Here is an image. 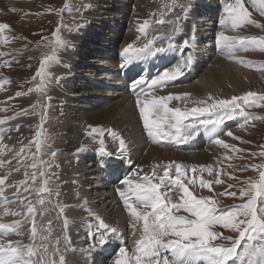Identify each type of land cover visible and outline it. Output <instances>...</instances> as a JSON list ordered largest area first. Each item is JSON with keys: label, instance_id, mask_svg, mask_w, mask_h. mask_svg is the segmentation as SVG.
I'll list each match as a JSON object with an SVG mask.
<instances>
[{"label": "snow or ice", "instance_id": "1", "mask_svg": "<svg viewBox=\"0 0 264 264\" xmlns=\"http://www.w3.org/2000/svg\"><path fill=\"white\" fill-rule=\"evenodd\" d=\"M177 7L184 13V17L166 19L167 14L174 15ZM64 10L66 8L61 12ZM190 11V0L188 4L179 5L176 0H165L159 10V18L155 12L150 16L158 25L167 24V31L149 36L150 19L138 23L136 31L139 35L136 40L128 43L119 54L122 61L120 67L126 68L146 57L171 51L174 37L180 31L181 20L186 18ZM253 11L264 18V0H232L227 3L224 8L225 15L218 21L219 25L222 29L230 28L233 32L244 29L245 33L227 35L221 30L215 37V46L221 56L248 68L254 67L255 62L239 57V52L264 54V36L246 34L250 26L264 31V23L253 18ZM61 27L62 24L52 32L50 40L42 36L41 41L37 42L38 48L41 43L47 42L45 47H49L50 51L43 53L39 67L31 77L34 86L27 91H17L15 98L32 93L38 96L46 95L51 76L49 68L58 62L57 51L67 44L61 34ZM6 31H10V25L0 23V36H3L5 43L9 40V37L3 35ZM157 41L160 43L157 44ZM194 47L195 32L191 39L183 41L181 57L174 66L158 72L151 78L140 76L131 82L129 90L134 96V108L142 131L152 143L178 146L194 139L203 130L213 144L225 150L243 152V149L234 148L221 138L227 136L235 140L240 139L232 131H225L222 126L227 120L236 118L242 121L238 125L242 129L252 120H264V116H257L250 111L252 108L264 109V94L249 91L242 96L233 95L229 99L217 98L211 92L203 97L195 96L191 92L165 94V90L175 86L196 62V56L190 50ZM6 55L11 57L10 53L0 51V58ZM10 66L7 60L0 63V68ZM260 70H264V64ZM8 83L10 81L5 78L0 81V86ZM47 100L50 102L51 97H47ZM174 101L177 103L174 104ZM47 107V104L42 105L37 99L19 113L0 118V170L7 169L0 174V218H14L10 223L0 222V264H67L65 254L70 250V237L57 235L53 240L54 221L49 219L45 224L43 218L48 213L46 210L40 211L45 203L44 197L53 195L50 185L55 173L51 169L57 155L55 151L50 150L44 129ZM37 109L40 111L37 112ZM29 115H39L40 122L36 126L34 136L19 151H13L3 142L5 132H19L21 125L17 123L10 128L5 126L20 116ZM89 129L87 134L94 141L98 140L97 151L102 158L114 157L121 161H130L128 142L117 129L92 125H89ZM106 137L116 143L114 152L107 150ZM33 146L35 152L31 151ZM260 148L258 153L252 152L250 155L264 158V145ZM46 150L50 157L47 160L43 159ZM7 153H11V158L5 160L3 157ZM225 159L230 157L226 155ZM13 160L16 162L14 167ZM100 165L104 167L103 159ZM22 168L24 179L7 184L12 173L19 172ZM249 168L256 172L257 176L240 181L241 186L237 190L229 191L236 186L227 184L225 191L204 196L197 189H207L209 193H213L214 184L224 183L221 173L212 165H201L197 168L195 165L189 167L177 161H170L154 164L150 172H145L137 166L134 174L119 180L123 187L116 188L131 229V250L127 247V241H124L118 226L106 223L99 214L86 209L94 223H88V248L81 250L87 253L85 264H97L93 254L97 250L103 252L113 241L122 243L114 252L115 259L112 264H264V163L247 165L239 171H247ZM204 172H207L209 177L215 174V178H204ZM229 179L238 178L229 174ZM9 188L13 189L11 199L5 195ZM32 193L36 194L35 204L31 199ZM56 196L58 198L59 193H56ZM216 196L238 198L241 203L219 208ZM65 207L59 203L55 205L58 210L57 219L64 215ZM67 227L68 221L64 219L60 232H66ZM217 227L220 230H217ZM225 231L234 233L235 236L225 235ZM25 234L28 236L27 242L9 238ZM71 251L75 253L76 249ZM56 257L59 258L58 261ZM100 264H104L103 259Z\"/></svg>", "mask_w": 264, "mask_h": 264}, {"label": "rangeland", "instance_id": "2", "mask_svg": "<svg viewBox=\"0 0 264 264\" xmlns=\"http://www.w3.org/2000/svg\"><path fill=\"white\" fill-rule=\"evenodd\" d=\"M88 1L90 0H10V1L7 0V3H6V5L8 4L7 10H5L4 8L0 9V23H8L10 25V31H6L3 34L4 36L9 37L8 42L5 43L3 41V36H0V45H1L0 50L2 47L5 53L11 54V57L6 55L5 57L0 58V63H3L5 60H7L10 62V65H11L10 67L0 68V81H2L5 78H7L10 81V83L3 84L2 86H0V89H1L0 99H4L5 97H13L15 99V100L11 99L10 102H7L6 104H5L6 99H4L1 102V104L6 107L8 113H12L16 109L19 110L20 112L21 109L28 108L29 105L31 103L36 102L37 99H39L40 104L48 105L46 109V122L44 124V129L49 128V131H48L49 134L50 133L54 134L53 129H56L55 134L57 135V136H54V139L48 138V142H53V141L55 142L54 151L57 153L56 157L54 158V166L51 169V171L55 173V176L52 178V183L50 187L52 188L53 196L55 197V199L59 200L57 203L65 205L66 207H68L67 204L69 202L66 197V191L62 188V181H61L60 173L64 169L67 170L71 167L70 162L72 161V158L75 152H77V150L82 149L81 147L82 144H85V143L88 144L89 142L94 143L95 141L86 140V139H84V141L82 140L83 138L81 137V135H83L85 131L84 125L75 126V131L69 130V126L66 121L67 120L66 114L62 108L63 102L60 103L61 98L58 97L57 93L55 92H56L57 84L61 79V75H62L61 69L63 68L64 65H66L65 62L68 61L66 59L67 48L71 47V44H70L71 37L75 34H78L79 33L78 30L80 31L82 27L81 21L83 19V15L86 12V9L88 8L87 6ZM147 1L150 2L148 4L153 9L152 13L153 12L157 13V18H159V10L161 9L165 0H147ZM191 1L192 0H190V2ZM139 2L140 0H120L117 4H115L114 7L112 5L113 3H109L108 5H104V6L100 4L97 8V11L103 12L105 17L109 18V21H108L109 23H113L115 19L116 26L122 27L124 24H127V27H130L131 24L138 26V23H142L145 20L143 14L140 13V10L141 9L144 10L145 8L140 6ZM169 2H171V0H169ZM188 2L189 0H176V3L178 5L187 4ZM227 3L229 2L227 1L225 3L218 2L219 8L216 6H213L209 8H203V9L196 10L195 14L198 15L196 24L194 26H189L188 29L183 32V35H181L180 41L178 42L176 46V48L179 49V52L181 49L180 42H183L185 39H189L190 35L192 34L193 31L195 32V28H196V32L198 31L200 34L199 39L200 37H202L200 39L201 42L203 43L202 49H207V50H200L202 51V55L204 56V59H207L204 65L206 66V64L208 63L206 67L205 66L202 67V69L200 70L201 72L200 71L197 72V76L194 79H190L188 82H184L181 85V87H183L184 85L188 86L192 84L193 82H196L197 80H199L198 76L204 73L205 71L204 68H210L212 66L213 55L215 53L218 54L217 52H219V50L215 46V37H216V34L222 30L218 21L220 18H222L225 15L224 8L227 5ZM192 5L193 4L191 2V6ZM65 8L66 10L61 12V10ZM251 10L252 9L250 8V11ZM109 13H113V14H109ZM183 15L184 13L181 11L179 7H177L174 11V15L169 13L166 15V17L175 19L176 16L184 17ZM253 18L254 19L258 18V20L262 19V23L264 21V18H260L258 13H255L254 11H253ZM150 21H151V24L152 23L153 25L156 24L155 19H153L152 17L150 18ZM184 21H187V19L186 18L182 19L181 23H183ZM211 22H214V23H211ZM68 23H71L72 25L69 26ZM61 24H62L61 34L63 38L65 39V41H67V44L63 48H60L57 51L56 55L58 57V62L52 64L51 67L49 68V72L51 73V76H50L49 83L46 89V95L38 96V94L32 93L29 96L15 98V93L17 91H27L28 88L34 86L31 83V77L35 74L36 70L38 69L43 53H47L50 51L49 47H45V44L47 42L41 43L39 48L37 47V42L41 41L42 36L48 37L50 40L52 36V32L58 26H61ZM206 24L210 25L209 29L208 27H205ZM105 25L106 24H101L99 25V27H102V26L105 27ZM127 27H126L127 29L126 33L128 32L129 29H132V28H127ZM150 28H152L151 25H150ZM104 29H105L104 34L102 32L101 33L99 32L98 36H96V34L94 35L91 32L92 29H90V31L89 29L85 31L86 34H85L84 41L86 42V44L89 42L93 46H96L97 48L102 49V52L100 51L96 52L94 50V53H92V55L91 53L89 54L91 55V57L88 58V62H87L88 66H91L93 64H98V61L95 59H101L103 54L107 55V52L111 50V49H108L104 51V47L105 49L113 48L114 51L117 49V47H109V45L107 44L108 41L101 43L102 41L101 40L99 42L100 39H103L102 37L105 38V34H106V37H107V34L111 35V29L107 27H105ZM199 29H202V30H199ZM223 30L226 31L225 29ZM244 33H245V30L241 29L238 35L244 34ZM112 34L115 35L113 31H112ZM227 35H231V34H227ZM13 37H15V39H13ZM125 37L126 36H122V38H125ZM102 44H107V46L102 47ZM78 49H81V50L78 51ZM78 49L77 51L79 52L78 54L81 56L80 58L84 59L83 58L84 48L79 46ZM210 52H211V59L209 60L208 56ZM249 53L250 51L247 52V54ZM256 62L257 63L260 62V64H262V62L264 63L263 59H259ZM196 63L197 62H195L194 64ZM29 65H31V67H29ZM192 67H194V65ZM240 67L241 68L243 67V68L242 70H238L236 72L234 79L233 78L231 80L226 79V78L222 79V77H219L218 79L212 80L210 78L209 80L210 82H213L212 83L213 85L211 84L208 85L206 93L195 95V96L203 97V95L206 96L209 92H211L217 98L229 99L233 95L242 96L243 94L249 91L264 94V75L261 76L258 79V81H254V79H252L249 75L250 68L244 67L242 65ZM195 69L196 68H194V71ZM251 69L257 71V68L255 67L254 68L251 67ZM99 72L100 74H104L98 70V73ZM85 74L88 75V72L85 71ZM80 85L90 86L89 84H86V81L85 83H81ZM112 91L122 94V90H112ZM111 95H114V94H111ZM100 96H101L100 93H96L95 97H100ZM47 97H51L50 102L47 100ZM116 99H119V98L116 97ZM9 104H12V105L8 106ZM2 108L3 106L0 105V109ZM39 111L40 109H37V112ZM250 111L257 116H264V109L252 108L250 109ZM13 113L15 114V112ZM4 117L5 116L0 115V118H4ZM227 121L229 122L226 126H230L231 124H234L227 131H232L233 134L235 136L240 137V139L235 140L232 137H227V136H222V139L226 140L225 142L234 146V148L243 149L244 150L243 152L229 151V150H225L219 145H213L215 149L209 152L207 154V157L204 156L200 158L198 157L199 154H197V158L195 159L190 158L186 162H180L184 165H188L189 167L195 165L197 166V168H199V166L201 165L213 164L212 165L213 168L214 169L216 168V171H219L221 173V178L224 180V183L221 185L214 184L213 193H209L207 189H203V190L197 189V191L201 195H204V196L213 195L214 193L218 194L220 192L225 191L227 184H233L236 186L235 188L230 189L229 191L237 190V188L241 186L240 181H243L248 177L257 176V173L252 171L251 168H249L247 171H239V169L247 165H251V164L264 163V158L259 157L258 155L256 157H252L250 155V153L252 152L258 153L261 150L260 146L264 145V120H252L249 124L245 125V128L243 129L238 126L239 123L242 122L240 118L234 119L232 121L230 120H227ZM39 122H40L39 115H35V116L29 115L25 117L20 116L18 117V119L14 120V122L10 121V125L6 128L14 127V125L17 123L21 125V128L19 132L17 131L5 132L6 140H9L13 137L11 141L5 144H7L8 147L12 149L13 151H19V149L23 145H27L29 143V140L32 139V137L34 136L35 130H36V126L39 124ZM144 138L145 137H143L142 138L143 140L141 141L142 149L140 151L142 155H144L147 151L148 153H150L149 150L152 147L162 148L160 146H155V144L152 145L149 142H145L146 140H148V138L147 137L145 139ZM6 140L4 139L3 142H5ZM200 147L202 148L203 144ZM172 148L170 149L173 150ZM180 148L189 149V148H184V147H180ZM31 151L35 152L34 146L32 147ZM200 151L201 150H197L196 153ZM214 154L216 156H214ZM62 155H64L63 159L58 157ZM226 155L230 157V159H225ZM45 156L48 159L50 158L47 153V150L45 152ZM156 156H159V155L151 156V154H149V159H154ZM3 158L5 160L10 159L11 153H7L6 156ZM28 162L30 163V161ZM15 164L16 162L15 160H13L12 161L13 167L15 166ZM6 170L7 169L5 168V170L0 172V174H3V172ZM229 174L236 176L238 179L236 180L229 179ZM203 177L206 179H214L215 174L213 175V177H209L207 172H204ZM22 179H24L23 168L19 172H13L12 175L9 177V180L6 183L12 184ZM38 183L36 186H38ZM7 191L12 192L13 189L9 188ZM56 193H59L58 198L56 196ZM33 196H34V193L31 194V198ZM216 199L218 200V207L220 206V208H227L229 206L237 205L241 203V201L238 198H231L227 196H216ZM108 200L110 201V199ZM70 210H72V208ZM217 230H220V229L217 227ZM224 234L235 236L234 233H230L227 231H225ZM72 235L77 236V231L76 232L74 231Z\"/></svg>", "mask_w": 264, "mask_h": 264}, {"label": "bare ground", "instance_id": "3", "mask_svg": "<svg viewBox=\"0 0 264 264\" xmlns=\"http://www.w3.org/2000/svg\"><path fill=\"white\" fill-rule=\"evenodd\" d=\"M119 1L120 0L88 1L87 2L88 8L86 9V12L83 15V19L81 21L82 27L80 31L78 30L79 32L78 34H75L71 37V42H70L71 47L67 48V53H66L67 54L66 59L68 61L65 62L66 64L64 65L65 67L63 66V68L61 69L62 71L61 79L57 84V88L55 92L57 93V96L61 98L60 103L63 102L62 108L66 114V118H67L66 121L69 126V130L75 131V126L84 125L85 126L84 134L83 135L80 134L81 137L83 138L82 140L84 141V139L93 140L92 137H90L87 134L90 131L89 125L96 127H105V128L111 127L117 129L122 134L124 139L128 142L129 145L128 156L130 157V161L134 160L135 164L143 168L145 172L152 169L151 165H154V163L155 164L167 163L170 161L186 162L190 158L191 159L197 158V154H199L198 157L200 158L204 156L207 157V154L215 149V147L213 146L215 144L212 143L210 137L207 134H205L203 130H201L200 136L196 140L195 144H192V146L188 147L189 149H183V148L176 149L172 147H166V145L162 143L160 144L154 143L155 146H160L162 148L152 147L149 150L150 153H148L147 151L144 155L141 154L140 151L142 149L141 141L143 140L142 139L143 137L146 138V135L142 131V127L138 119V114L134 108V100L123 88L125 82L122 79H120L118 76L114 75L115 70H117V68L118 69L120 68V64L122 62L119 55L120 52L128 43L135 41L137 35H139L136 31L137 26L133 24H131L130 27H127V24H124L122 27L116 26L115 19L113 23H109L108 22L109 18L105 17L103 12L97 11V8L100 4L104 6V5H108L109 3H113L112 5L114 7L115 4H117ZM226 1L229 3L231 2V0H226ZM191 2L193 5L191 6V11L188 13L186 17L187 21L181 23L180 31L174 37L173 49L165 54L148 57L147 60H141L137 62L138 66L141 69H144L145 72L148 71V69H150L152 65H155L156 67L161 66L167 61V58L170 56L176 57V62H178L181 57V54L179 52V49L176 48V46L180 41V37L181 35H183V32L187 30L189 26H194L196 24L198 18V15L195 14L196 10L209 8L213 6L219 8L218 0H192ZM6 3L7 0H0V9L4 8L5 10H7L8 4L6 5ZM148 3L150 2H148L147 0H140L139 2V5L145 8L144 10L143 9L140 10V13L143 14L144 19L151 18L150 14L152 13L153 9L149 6ZM109 14H113V13H109ZM260 21L262 22V19H260ZM101 24H106L105 27L111 29V35L107 34L106 37L105 34V38L102 37L103 39H100L99 42L101 40H102L101 43L108 41L107 44L109 45V47H117V49L114 51L113 48L105 49L104 47V51L108 49L111 50L107 52V55L103 54L101 59H95L98 61V64H93L91 66H88L87 65L88 58L91 57L92 53H94V50L96 52L97 51L102 52V49L93 46L89 42L86 44V42L84 41L86 34L85 31L87 29H89V31L90 29H92L91 32L94 35L96 34V36H98L99 32L100 33L102 32L104 34L105 27L104 26L99 27V25ZM208 25L206 24L205 27H208L209 29L210 25L209 26ZM126 27L132 29H129L128 32L126 33L127 31ZM167 29H168L167 24L163 27L162 26L156 28L153 27L149 32V36H151L153 33L167 31ZM224 29L226 30L225 31L226 34H231V35H238L240 31L238 30L237 32H233L230 30V28H224ZM112 31L115 33V35L112 34ZM193 32L190 35L188 31L190 35L189 39L192 38ZM246 34L264 36V31H261L260 29L250 26L247 29ZM199 35H200L199 32L198 31L196 32V28H195V47L190 50L194 52L197 63L194 64V67H192L191 70L187 71L186 74L184 75V76L190 75V79H194L197 76V72L200 71L202 67L205 66L204 64L207 61V59H204V56L202 55V51H200L207 49H202L203 43L200 40L202 37H200L199 39ZM122 36H126V37L122 38ZM156 43L159 44L160 42L157 41ZM107 44H102V47L107 46ZM79 46L84 48V54H83L84 59L80 58L81 56L78 54L79 53L78 51L81 50L78 49ZM0 51L4 52L2 47ZM211 52L209 53L208 56L209 60L211 59ZM90 53L91 55H89ZM217 53L218 54L215 53L213 55L212 66L210 68H204L205 69L204 73L198 76L199 80H197L196 78L197 81L193 83L191 82L192 84L188 86L184 85L183 87L179 86L170 89L168 88L165 91L166 92L172 91L174 93L191 92L194 95H200L207 92V87L209 84L213 85L212 84L213 82H210L209 80L210 78L212 80L218 79L219 77H222V79L223 78L230 80L232 78L234 79L236 72L238 70H242L243 67L241 68L240 67L241 65L239 66L236 63L230 62L229 60L221 56L219 52ZM238 56L245 60H251L255 62L254 67L257 68V71L252 70L251 67H250L251 70L249 69V73H250L249 75L252 79H254V81H258V79L264 75V70H260L261 65L264 63L262 62V64H260V62L258 63L256 62L259 59H263L264 61V54L250 51L249 54H247V52H240ZM207 65L208 63L206 64V66ZM194 68H196L195 71ZM98 70L104 74H100V72L98 73ZM85 71L88 72V75L85 74ZM85 81L86 84H89L90 86L80 85L81 83H85ZM101 81L103 83L109 82V84L112 85V88L110 90L105 89L104 87L102 88L100 85H98V83ZM182 84L183 83H181V85ZM112 90H122V94L113 92ZM96 93H100L101 96L95 97ZM116 97H118L119 99H116ZM173 103L175 104L177 102L174 101ZM228 122L223 125V128L226 127ZM9 125L10 122L5 127H8ZM12 139L13 137L9 140H6L5 138L6 141L4 143H7ZM148 140H146L145 142H148ZM96 142H98V140H96ZM105 144L108 151L114 152L116 150L117 145L110 138L108 137L105 138ZM202 144L203 147L201 148L200 146ZM88 145L87 147H83L85 146V144H82L81 145L82 149L77 150V152H75L72 161L70 162L71 167L67 170L64 169L60 173L62 188L66 191L67 200L71 205H73L76 208L75 211H71L70 213H68V216L72 217L75 220H79L83 223L86 222L94 223V221L90 220L86 208L84 209L82 208L83 204L85 207L91 206L92 211L99 214L105 220L106 223L118 226L121 229V232L129 237V241L131 242L130 248H132L133 238L131 235V229L128 226V217L123 207V202L119 197V195L116 193V188L112 187V182H111L112 177L109 174H105L100 165V161L102 159H109L112 162L111 166L116 171L117 169L126 170L128 169V167L125 165V162L129 160L125 159L121 161L114 157L102 158L100 155H97L98 153L97 149L99 145L96 144H90L89 146ZM170 148H172L173 150H171ZM197 150H201V151L196 153ZM149 154H151V156L154 155H159V156H156L154 159H149ZM214 156L216 155L214 154ZM208 165H213V164H208ZM3 170H0V172H2ZM117 184L118 187H123L122 185L119 184V182H117ZM108 199H110V201ZM81 214H83L84 217H81ZM3 218H5L6 220L14 219L11 216L3 217ZM15 219H18V217H15ZM68 229H70L71 231L74 230L75 232L80 231V228L74 222L68 224ZM69 234L71 235L70 232ZM83 236L85 238H88L87 234L85 235L83 233L78 234L77 236L72 235V240H74L75 244H78L79 249L74 254V256H72L71 252L69 251L65 254L66 258L69 261L71 260L79 261V264H85V257L87 256V253L82 252L81 250L87 249L89 243L87 239L80 238ZM9 238H17L21 241H24L21 236L13 235ZM54 239L55 238L53 237V240ZM93 259L97 262V264H100V261L102 259L98 257V250L93 254ZM114 259L115 257L113 258V260ZM56 260L58 261V257H56ZM112 261L109 264H112Z\"/></svg>", "mask_w": 264, "mask_h": 264}]
</instances>
